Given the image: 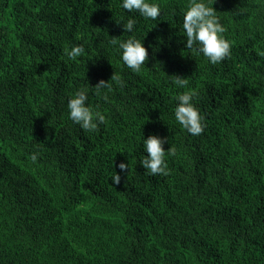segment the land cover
Returning <instances> with one entry per match:
<instances>
[{"label": "trees", "instance_id": "1", "mask_svg": "<svg viewBox=\"0 0 264 264\" xmlns=\"http://www.w3.org/2000/svg\"><path fill=\"white\" fill-rule=\"evenodd\" d=\"M150 2L133 72L108 44L131 35L120 0H0V264H264V0H216L231 54L215 65L185 48L187 0ZM86 87L92 131L67 111ZM189 91L199 136L174 118ZM150 135L174 150L167 175L140 164Z\"/></svg>", "mask_w": 264, "mask_h": 264}, {"label": "clouds", "instance_id": "2", "mask_svg": "<svg viewBox=\"0 0 264 264\" xmlns=\"http://www.w3.org/2000/svg\"><path fill=\"white\" fill-rule=\"evenodd\" d=\"M216 0H187L186 7L182 12V31L186 38L185 48L196 56H203L210 64H218L231 54V44L224 37L225 28L222 26L213 5ZM120 8L132 15L123 23L125 33H130L127 39L109 38L108 44L115 49L123 64L133 72H139L145 67L148 60V50L144 47L143 40L138 39L134 32L137 29L138 14L145 20L157 21L162 10L158 3L150 0H120ZM240 9L236 14H239ZM84 52L83 46H73L68 52L69 59H75ZM114 77H112L113 79ZM170 81L179 88L187 85V79L174 75L169 77ZM119 82V81H117ZM109 83L100 81L92 88L96 94L108 88ZM89 89L81 88L74 96L67 101L68 118L79 125L82 129L92 131L99 124L104 123L105 116L100 111H94L88 106ZM195 93L189 91L179 94L176 97L174 118L178 124L192 136H199L204 131L203 117L199 109L193 103ZM107 99V97H105ZM167 141L156 135H150L147 139L143 138V152L147 156L140 161L146 173L151 176L167 175V164L165 154L174 155V150H164ZM36 162L37 155L31 156ZM119 169L123 173L128 169V164L120 163ZM121 176L115 174L112 177L114 184H119Z\"/></svg>", "mask_w": 264, "mask_h": 264}]
</instances>
